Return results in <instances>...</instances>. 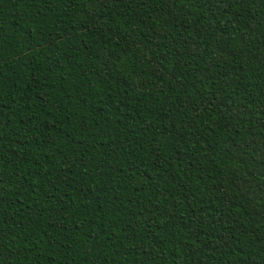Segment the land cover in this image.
I'll list each match as a JSON object with an SVG mask.
<instances>
[{
    "label": "trees",
    "instance_id": "1",
    "mask_svg": "<svg viewBox=\"0 0 264 264\" xmlns=\"http://www.w3.org/2000/svg\"><path fill=\"white\" fill-rule=\"evenodd\" d=\"M0 264H264V0H0Z\"/></svg>",
    "mask_w": 264,
    "mask_h": 264
}]
</instances>
